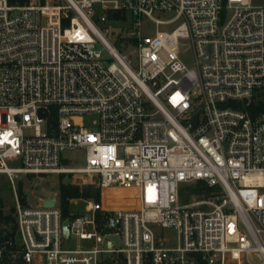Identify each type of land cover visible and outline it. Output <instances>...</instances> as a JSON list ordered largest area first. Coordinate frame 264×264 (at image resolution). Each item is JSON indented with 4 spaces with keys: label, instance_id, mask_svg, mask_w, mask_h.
<instances>
[{
    "label": "built area",
    "instance_id": "2783aa9c",
    "mask_svg": "<svg viewBox=\"0 0 264 264\" xmlns=\"http://www.w3.org/2000/svg\"><path fill=\"white\" fill-rule=\"evenodd\" d=\"M65 2L0 0V174L17 225L0 264H264V5ZM29 174L100 196L33 205L15 185ZM199 182L209 192L185 201Z\"/></svg>",
    "mask_w": 264,
    "mask_h": 264
},
{
    "label": "rangeland",
    "instance_id": "374dc122",
    "mask_svg": "<svg viewBox=\"0 0 264 264\" xmlns=\"http://www.w3.org/2000/svg\"><path fill=\"white\" fill-rule=\"evenodd\" d=\"M61 3H66L65 0H61ZM253 5H264V0H252ZM155 16L162 19H169L174 16L173 12H156ZM145 22V32H153L155 29V24L151 22V20L147 17H143ZM177 22H173L169 25H160L159 28L161 30H171L175 26H177ZM116 32L121 31V26L119 24H114ZM191 60V55L189 56ZM43 128L46 127V123L44 122ZM27 134L32 133V130L26 129ZM68 157L67 161H64V164L74 167V166H84L85 161V152L84 151H76V152H65L64 154ZM70 157V159H69ZM67 177V175L63 176L61 174H29V175H19L15 180V185L17 192H22L19 196L24 199H28L30 203L34 204H43L46 200L53 199L56 194L60 193V183L61 181ZM72 176H70L71 178ZM77 178V177H76ZM76 181H81L80 178L75 179ZM84 186V185H82ZM181 193L186 194V196H190V199L194 196L190 195L191 187L190 184H182ZM83 197V196H82ZM95 197V196H94ZM86 198V197H85ZM14 206H15V190L13 188L12 183L10 182L8 176L4 174H0V208L3 211V214H11L14 215ZM76 211H83L84 202H80L78 205L74 207ZM15 217V216H14ZM10 225H6L5 222H0V230L5 228H9ZM166 233L169 235L170 233H176L175 230L169 229L166 230ZM66 242H74L73 238L71 240H67Z\"/></svg>",
    "mask_w": 264,
    "mask_h": 264
},
{
    "label": "trees",
    "instance_id": "16d2710c",
    "mask_svg": "<svg viewBox=\"0 0 264 264\" xmlns=\"http://www.w3.org/2000/svg\"><path fill=\"white\" fill-rule=\"evenodd\" d=\"M10 3L12 4H20L24 5L27 4L30 0H9ZM111 17L114 18H125V14L121 11H116L114 13H110ZM257 110L264 109V99L259 100L257 104ZM65 176L66 174H61ZM191 192L194 195H203L204 193L209 192V187L204 183V182H199L197 187H191ZM19 194H22V192L19 191ZM89 197V196H95L96 199L99 198L100 196V190L93 185H74L71 184L70 182L65 183L64 179L60 183V193H59V198L60 201L64 207V210H67V205H68V198L69 197ZM22 198V196H21ZM190 196H185V201H189ZM24 200V198H22ZM15 210V207H14ZM5 222L6 225H10L9 228H5L3 230H0V241L3 240L4 238H7L9 236H13L15 234L17 225L15 221L14 215L12 216L11 214H3L2 209L0 208V222Z\"/></svg>",
    "mask_w": 264,
    "mask_h": 264
},
{
    "label": "water",
    "instance_id": "95a60500",
    "mask_svg": "<svg viewBox=\"0 0 264 264\" xmlns=\"http://www.w3.org/2000/svg\"><path fill=\"white\" fill-rule=\"evenodd\" d=\"M98 11H100V9ZM64 182L65 183L68 182V177L65 178ZM43 204H44V206H52V205H54V200H51V199L46 200ZM68 226H69V222L68 221H65V223H64V231H65V234L66 235L69 234V228H68Z\"/></svg>",
    "mask_w": 264,
    "mask_h": 264
}]
</instances>
